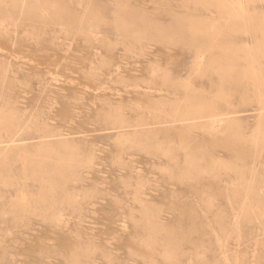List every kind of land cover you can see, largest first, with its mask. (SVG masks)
<instances>
[{
    "label": "rangeland",
    "instance_id": "rangeland-1",
    "mask_svg": "<svg viewBox=\"0 0 264 264\" xmlns=\"http://www.w3.org/2000/svg\"><path fill=\"white\" fill-rule=\"evenodd\" d=\"M0 264H264V0H0Z\"/></svg>",
    "mask_w": 264,
    "mask_h": 264
}]
</instances>
